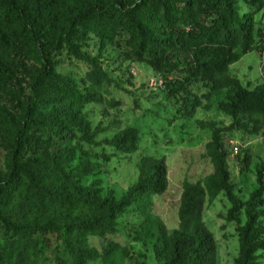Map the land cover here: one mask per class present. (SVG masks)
<instances>
[{"label": "trees", "instance_id": "trees-1", "mask_svg": "<svg viewBox=\"0 0 264 264\" xmlns=\"http://www.w3.org/2000/svg\"><path fill=\"white\" fill-rule=\"evenodd\" d=\"M255 12L244 11L237 0H0V122L6 133L7 172L0 173V232L13 246L30 248L62 244L77 264L98 258L86 247L89 236L116 231L117 218L144 196H161L168 190L165 158L144 157L137 184L121 198L104 197L101 181L82 185L91 175V161L81 159L71 169L79 150L72 146L82 131L83 142L95 144L96 133L84 109L101 103L91 90L82 91L76 80L57 71L55 53L68 49L90 65L85 82L91 88L111 83L99 58L83 55L79 43L92 33L113 39L127 32L135 57H145L173 70H183L182 88L201 81L213 93L227 91L220 110L232 118L247 116L251 124L242 128L259 135L264 117V83L251 90L232 76L230 67L239 61L241 49L251 52L256 32V13L264 11V0H249ZM28 53L40 66L32 86V99H21L23 89L10 84L16 79L15 59ZM176 58H184L181 69ZM23 57L22 63L26 64ZM7 95L17 102L18 113L2 104ZM200 102L193 106L197 108ZM113 107L119 106L112 103ZM46 107L47 112L40 109ZM233 128L215 129L208 144L214 172L203 183L185 182L179 210V228L169 233L158 218L148 226L147 236L158 238L155 253L165 264H217V244L203 221L208 199L225 192L232 203L229 221L237 220L239 203L231 182L223 134ZM45 135L47 137L45 138ZM139 132L127 128L105 141L117 152H137ZM39 153L27 157L28 149ZM84 154V151H80ZM105 158H108L105 156ZM250 165L251 158H246ZM247 223L241 228L238 264H259L264 252V179L245 203ZM263 207V209H262ZM21 251L15 264H34ZM0 264L3 258L0 256ZM60 264H66L60 260Z\"/></svg>", "mask_w": 264, "mask_h": 264}, {"label": "rangeland", "instance_id": "rangeland-1", "mask_svg": "<svg viewBox=\"0 0 264 264\" xmlns=\"http://www.w3.org/2000/svg\"><path fill=\"white\" fill-rule=\"evenodd\" d=\"M237 1L242 10L256 11L248 4L249 0ZM255 18L257 24L251 52L245 54L238 49L236 52L240 59L230 67L231 75L251 90L264 83V11L256 13ZM129 39L125 31L119 32L113 39H101L90 33L88 40L79 43L80 52L99 58L111 79L110 84L98 88H91L85 82L90 65L72 56L68 49L55 53L54 58L59 64V73L76 80L82 91L91 90L102 99L101 103L87 105L84 109L92 133H96L95 144L83 142L82 131H78V139L72 142V146L79 150L71 169L78 166L81 159L91 161L94 167L82 185L101 181L104 197L121 199L137 184L140 176L138 166L144 157L165 158L168 166L169 186L166 193L144 196L117 218L115 233L87 237L86 247L97 252L98 258L86 264H165L166 261L158 259L155 253L158 238H149L145 227L158 218L169 233L179 228L184 184L203 183L214 172L207 146L215 129L227 128L234 129L223 134V141L231 182L239 203L238 218L233 222L228 220L232 203L222 192L217 198L207 200L203 221L217 244V264H238L241 228L247 223L244 205L259 188V177L264 179V117L257 116L262 126L260 134H249L242 128L243 123H250L247 116L236 119L220 110V103L226 100V90L213 93L205 83L197 80L187 83L185 88L175 85L178 80L185 81L187 74L183 70L154 63L147 57L140 62L129 46ZM23 57L26 64L22 63ZM183 59H175L180 62L181 69L187 63ZM14 61L16 79L10 86L17 91L21 87V99L29 101L33 97L32 86L40 66L37 61H32L28 53ZM198 102L200 106L194 109ZM112 103L119 106L113 107ZM2 104L18 113L17 102L11 97L5 95ZM40 109L49 110L46 107ZM127 128H135L139 132L137 152L130 155L117 152L105 142ZM5 136L0 122V173L7 172ZM38 153L37 147L33 146L28 149L27 157ZM248 156L251 158L250 165L245 162ZM260 225L264 226V218L260 220ZM37 242L30 248L13 246L5 241L0 232L3 264H15L24 250L34 264H60V260L66 264H77L62 244L52 242L46 245L42 239ZM260 255L259 264H264V252Z\"/></svg>", "mask_w": 264, "mask_h": 264}, {"label": "built area", "instance_id": "built-area-1", "mask_svg": "<svg viewBox=\"0 0 264 264\" xmlns=\"http://www.w3.org/2000/svg\"><path fill=\"white\" fill-rule=\"evenodd\" d=\"M237 151H238V149H237Z\"/></svg>", "mask_w": 264, "mask_h": 264}]
</instances>
